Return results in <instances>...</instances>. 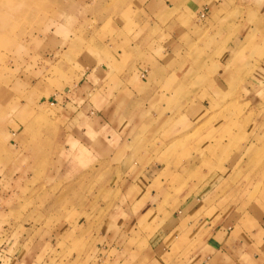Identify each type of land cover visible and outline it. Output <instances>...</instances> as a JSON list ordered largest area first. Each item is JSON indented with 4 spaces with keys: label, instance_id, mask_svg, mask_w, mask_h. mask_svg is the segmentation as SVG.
Here are the masks:
<instances>
[{
    "label": "rangeland",
    "instance_id": "obj_1",
    "mask_svg": "<svg viewBox=\"0 0 264 264\" xmlns=\"http://www.w3.org/2000/svg\"><path fill=\"white\" fill-rule=\"evenodd\" d=\"M136 1L0 0V264H79L50 259L62 246L48 244L61 225L87 220L106 205L118 160L141 151L134 143L142 126L143 141L150 143L146 154L171 152L181 165L203 157L200 143L184 146L202 139L216 116L231 114L230 123L241 122L234 87L213 101L215 117L207 123L202 117L200 129L183 135L184 117L174 112L191 101L185 95L203 106L212 84L188 67L176 71V82L174 64L157 73V64L168 59L158 49V33H146V24L131 18L137 17ZM177 61H188L187 55ZM143 70H149L147 81L140 77ZM141 95H173L160 101V121L141 115L143 109L156 114L157 103L154 98L142 108ZM72 112L78 115L70 117ZM177 127L180 145L167 149L169 130Z\"/></svg>",
    "mask_w": 264,
    "mask_h": 264
},
{
    "label": "crops",
    "instance_id": "obj_2",
    "mask_svg": "<svg viewBox=\"0 0 264 264\" xmlns=\"http://www.w3.org/2000/svg\"><path fill=\"white\" fill-rule=\"evenodd\" d=\"M136 2L139 12L131 18L146 24V33H158V49L168 59L165 65L157 64V73L174 64L176 82L181 81L176 71L188 67L212 84L203 106L196 96L185 95L191 101L174 112L184 117L188 133L183 135L200 129L202 117L206 123L215 117L216 97L234 87L238 116L243 118L235 124L230 123L231 114L216 116L205 126L202 139L185 144L193 149L200 143L203 148V157L183 162L187 166L176 165L171 152L147 155L150 143L143 141L142 126L134 143L141 151L125 152L118 160L109 201L87 220L61 225L60 235L48 245H61L62 250L50 259L79 264H264V0ZM145 44L149 40L142 42L141 51ZM185 54L188 61H177ZM148 72L143 70L140 77L147 81ZM172 97L141 95L142 108L157 99L156 114L143 109L141 115L153 124L155 118L160 121L165 110L160 101ZM160 126H154L157 139ZM179 129L169 130L167 149L179 147Z\"/></svg>",
    "mask_w": 264,
    "mask_h": 264
}]
</instances>
